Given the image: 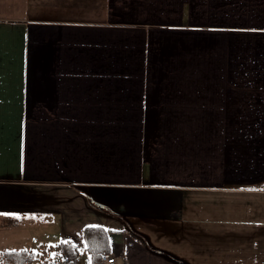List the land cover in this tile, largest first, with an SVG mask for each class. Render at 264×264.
Masks as SVG:
<instances>
[{
    "label": "crops",
    "instance_id": "crops-1",
    "mask_svg": "<svg viewBox=\"0 0 264 264\" xmlns=\"http://www.w3.org/2000/svg\"><path fill=\"white\" fill-rule=\"evenodd\" d=\"M86 228L264 264V0H0V264H101Z\"/></svg>",
    "mask_w": 264,
    "mask_h": 264
},
{
    "label": "trees",
    "instance_id": "trees-1",
    "mask_svg": "<svg viewBox=\"0 0 264 264\" xmlns=\"http://www.w3.org/2000/svg\"><path fill=\"white\" fill-rule=\"evenodd\" d=\"M104 233L100 228L85 229L86 247L95 259H99V263L105 252L106 235ZM60 250L65 254L68 261L75 259L78 254V250L69 243H61ZM2 256L7 264H27L33 259L25 252H9Z\"/></svg>",
    "mask_w": 264,
    "mask_h": 264
},
{
    "label": "built area",
    "instance_id": "built-area-1",
    "mask_svg": "<svg viewBox=\"0 0 264 264\" xmlns=\"http://www.w3.org/2000/svg\"><path fill=\"white\" fill-rule=\"evenodd\" d=\"M65 263H67V260H65ZM101 264H122V261L116 256L103 255Z\"/></svg>",
    "mask_w": 264,
    "mask_h": 264
}]
</instances>
